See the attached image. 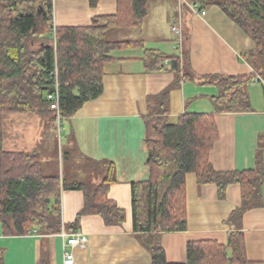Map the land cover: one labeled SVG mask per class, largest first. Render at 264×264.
I'll return each mask as SVG.
<instances>
[{
	"label": "trees",
	"instance_id": "16d2710c",
	"mask_svg": "<svg viewBox=\"0 0 264 264\" xmlns=\"http://www.w3.org/2000/svg\"><path fill=\"white\" fill-rule=\"evenodd\" d=\"M52 1L0 0V224L5 236H26L32 231L37 235H53L63 230L75 233L81 218L88 215L101 217L106 226H121L125 222L124 210L108 198L109 188L115 183L111 162L96 164L102 180L95 188L79 182L65 185L59 176L42 173L36 151L4 149L3 119L9 114L40 116L54 112V120H58L47 97L54 91L48 94V90L55 86L59 121L72 117L85 103L97 99L103 92L104 65L116 60L111 54L144 48L141 40L109 41L107 31L139 29L151 0H114V15L95 17L86 27L58 28L53 25ZM87 1L90 7H95L101 0ZM178 2L188 8L195 4L199 10L211 5L219 7L252 41L253 48L243 55L252 73L198 77L189 68L186 51L168 55L143 50L144 71L157 72L168 62L175 82L152 98L156 105L143 117L149 175L147 180L131 184L133 232L148 236L143 246L150 253V264H252L245 256L240 227L243 214L261 205L264 137L258 138L252 170L217 172L209 155L217 139L214 115L250 113L246 86L264 82V1ZM39 8L42 12H38ZM192 80L217 89V95L211 98L214 114H183L171 121L168 113L171 89L182 81ZM188 174L195 175L198 185H215L220 199L224 198L228 185L240 187L241 204L227 219L236 230L229 235L226 245L190 241L186 244L185 261L169 263L161 236L187 228L185 177ZM62 190L83 194L82 208L69 225L61 220ZM0 264H5L2 253ZM38 264H48L46 256H41Z\"/></svg>",
	"mask_w": 264,
	"mask_h": 264
},
{
	"label": "crops",
	"instance_id": "0c3cea01",
	"mask_svg": "<svg viewBox=\"0 0 264 264\" xmlns=\"http://www.w3.org/2000/svg\"><path fill=\"white\" fill-rule=\"evenodd\" d=\"M163 1L166 2H156L158 18L150 21H154L157 28L148 35V40H141L144 48L113 52L111 55L116 60L104 65L102 94L85 103L72 117L63 118L68 124L67 136L75 140L86 161L113 164L115 183L109 188L108 198L125 212V222L121 226H106L99 216H83L76 232L87 238V245L73 249V264H150V253L143 246L148 236L133 232L130 188L132 183L145 181L149 175L143 117L156 105L152 98L171 86L175 76L169 66L157 72H145L141 62L143 50H157L168 55L186 51L189 68L198 77L252 73L243 55L253 48V43L219 7L204 8L206 14L201 17L178 0L176 7L171 0ZM52 6L55 28L86 27L95 17L116 13L114 0H101L95 7H90L87 0H53ZM149 17L148 10L140 33ZM174 26L178 32L172 30ZM128 51L133 54L121 55ZM246 92L252 109L250 113L214 115L217 139L209 161L217 172L255 168L258 138L264 137V82L247 84ZM216 95L214 86L203 85L197 80L180 82L169 93V119L174 121L183 114H214L211 98ZM38 118L41 124L43 119L39 115ZM3 147L7 151H33L8 147L4 138ZM262 161L264 173V148ZM76 178L70 182H82ZM185 186L187 228L161 236V246L169 263L185 261L186 244L190 241H215L226 245L229 235L236 230L227 219L241 204L237 184L226 187L223 199L218 197L215 185H198L194 174L186 175ZM60 202L62 223L69 225L82 208L83 194L62 191ZM62 232L71 234L68 230ZM62 232L5 236L0 224V253L4 263L38 264L44 255L48 264H63ZM240 232L246 259L252 264H264V180L261 205L243 214Z\"/></svg>",
	"mask_w": 264,
	"mask_h": 264
},
{
	"label": "rangeland",
	"instance_id": "374dc122",
	"mask_svg": "<svg viewBox=\"0 0 264 264\" xmlns=\"http://www.w3.org/2000/svg\"><path fill=\"white\" fill-rule=\"evenodd\" d=\"M156 2L166 1H152L150 8L147 9L150 17L146 21L142 33L137 28L113 29L107 31L106 39L109 41H133L145 38L148 40V35L157 28L153 24L154 21H150L152 18H158L155 9ZM171 2L174 7L177 6L176 0H171ZM128 52L121 55L131 56L133 54V51ZM54 116V112L40 115L43 120L39 124L37 121L39 119L38 115L29 113L5 115L3 125L4 141L8 147L12 145L16 149L36 151L39 154L41 171L44 175H57L65 185L70 184V181L77 177L76 179L82 181L79 183L95 188L100 183L98 180H102L101 170L96 164L92 163L91 159L86 161L85 155L79 151L75 140L72 139V141L67 136L69 129L66 121L62 119L57 122V120H54ZM16 141H18L17 144ZM78 159L82 162H79Z\"/></svg>",
	"mask_w": 264,
	"mask_h": 264
},
{
	"label": "built area",
	"instance_id": "2783aa9c",
	"mask_svg": "<svg viewBox=\"0 0 264 264\" xmlns=\"http://www.w3.org/2000/svg\"><path fill=\"white\" fill-rule=\"evenodd\" d=\"M190 10L192 13L199 15L201 17L205 16L206 12L205 10H199V8L195 4L189 5ZM173 31L178 32L176 27L172 28ZM167 66H169L168 62H165ZM53 93L48 95V99L51 100V106L50 108L57 113V121H59V114H58V93H57V86L53 88ZM32 234H35V232H31ZM61 238L63 239L62 242V255H63V264H73L74 258L72 255V251L75 248H85L87 245V238L79 233H71V234H63L61 233Z\"/></svg>",
	"mask_w": 264,
	"mask_h": 264
},
{
	"label": "water",
	"instance_id": "95a60500",
	"mask_svg": "<svg viewBox=\"0 0 264 264\" xmlns=\"http://www.w3.org/2000/svg\"><path fill=\"white\" fill-rule=\"evenodd\" d=\"M38 12H42V8H39ZM52 91H53V89H49L47 93L50 94V93H52Z\"/></svg>",
	"mask_w": 264,
	"mask_h": 264
}]
</instances>
